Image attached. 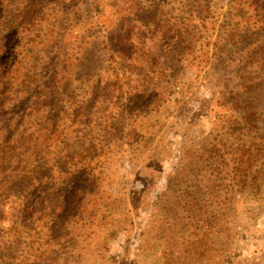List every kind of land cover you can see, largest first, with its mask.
<instances>
[{"label":"rangeland","instance_id":"rangeland-1","mask_svg":"<svg viewBox=\"0 0 264 264\" xmlns=\"http://www.w3.org/2000/svg\"><path fill=\"white\" fill-rule=\"evenodd\" d=\"M48 1L0 14V38L17 19L0 75L20 78L0 105V264H264V91L253 127L214 121L264 82L259 11L201 0L185 35L186 0ZM223 144L252 145L245 186Z\"/></svg>","mask_w":264,"mask_h":264},{"label":"trees","instance_id":"trees-1","mask_svg":"<svg viewBox=\"0 0 264 264\" xmlns=\"http://www.w3.org/2000/svg\"><path fill=\"white\" fill-rule=\"evenodd\" d=\"M46 1L47 0H26V5H25V7H23V9L19 15V17L21 19L22 18H25V19L21 20L18 24L24 25L27 20H30V17H34L37 13H40V11L42 10L41 6H43ZM7 2H9V0H0V14L2 13V9L7 7V5H6ZM48 2L50 4L52 1L50 0ZM186 2L188 5V8H184L183 9L184 11L181 13L183 15V18H185L182 21L183 24H184V22H187V24L181 26V30H184L183 34H185V35L191 33V30L188 27V25L190 23H192L193 19H194L193 18V11H194V13L196 12L195 10H193L194 8H196L194 6H198V4L201 2V0H186ZM235 2H236V4H238V6L248 5V6L254 7L256 10L259 11L256 14V16L259 18L258 19L260 22L259 23V26H260L259 30L261 31V33H260L259 38L257 39V41H258V43H257L258 45H256L257 47L255 46L254 49L251 51V59H253L254 57H259L260 52L262 50H263L262 52L264 53V28L262 27L264 25V0H235ZM37 9H38V11H37ZM241 16L239 18H241ZM2 18L3 17H1V15H0V19H2ZM16 20L17 19L9 22L12 24H10L11 25L10 27L9 26L6 27V30H8V32L6 34L4 33L5 31H2V35H1L2 37L0 38V50H3V51L5 50V54L9 53L11 50H14L15 45L14 44L12 45L13 41H11V40L13 39L12 38L13 34L11 32L17 26ZM0 22H2V20H0ZM177 24H178L177 21L174 20L171 23V29L168 30V32H169L168 35L169 36L172 35L173 42L178 40V35L174 31L175 30L174 28H176ZM179 24H181V23H179ZM167 29H168V27H167ZM123 35L124 34H120V36L118 35V37H121ZM221 36H223V37L222 38L219 37V41H223V40L227 39L226 34H221ZM48 37H50V36L48 34H45L40 41L42 44L41 48L44 49V51L47 49L46 46L50 42ZM119 39L116 36L112 38V40L114 42L117 41V44L119 42L120 45L123 46L122 41ZM120 45H117V47L118 46L121 47ZM28 51L32 52L31 49H29ZM0 52H2V51H0ZM1 54L2 53H0V55ZM54 62L55 61H53V63H51V64L52 65L55 64ZM253 63H257V62L251 61L250 65ZM18 64L19 63L11 64V66H13V69L14 68L18 69L19 68ZM250 65H249V67H250ZM262 66H264V63H262ZM16 72H19V71H16ZM53 73H55V71ZM16 75H18V73L12 74V70H10V69L7 70L5 73L0 75V77H2L5 80V82L8 84L7 90H4V91L1 90L0 91V105H1V103L7 102L8 95H6V94H7V92H10V86L13 84V82L15 80L20 79V78L16 77ZM51 77L52 76H50L49 81H52ZM27 78L30 79L31 77H27ZM259 90L264 91V82L259 78H255V79L249 78L246 81H243L241 83L240 92H238L234 97H232V100H235L236 102H238V103H236L237 107L233 108L231 112L227 111L223 115H222V113H217V112L215 113L214 121H215V129L217 130V133L221 134V131L225 128L226 123H227L226 131H228L229 129L234 127V125H238L239 121H242L246 124H249L251 127H253L252 124H255L259 119L257 117L256 112L252 111L249 101H247V99H248L247 94L251 93V92H258ZM238 95H243L245 97L244 100L238 101V97H237ZM16 96H18V95H16ZM16 96H15L14 101H16L17 105H20L21 102L18 99L20 97L17 98ZM244 101H246V102L244 103ZM40 102H42V101H40ZM0 116H1V113H0ZM43 118L45 120H49L50 113L45 112L43 115ZM261 126L264 129V123H262ZM31 129L29 128V131ZM36 130L38 132H40L43 130V127L40 125H35V129L33 128L32 133L33 134L36 133ZM263 132H264V130H263ZM256 134L258 135V131L256 132ZM4 136H6V135H4ZM31 137H32V135L27 136V138L29 140ZM217 137L218 136H215V138H217ZM1 144L2 143L0 142V145ZM30 144H31V140H30ZM1 147L4 148L3 145H1ZM223 147H225V149H227V150H228V148H230L229 151L233 152V155L231 156V160L233 161L232 170L234 173L231 177V180L236 184V186H239L240 184L245 186L246 182L243 180L244 178H246L245 174H248L252 170V167L255 164L254 162H257V159L252 157V149H251L252 145L251 144H249L248 146L237 145V147L234 149L231 144L229 146L223 144ZM262 148L263 149H259V150H262L264 152V145L262 146ZM10 150L11 149L8 147L5 148L4 150L1 149L0 150V154H1L0 160L7 159L6 156L9 155ZM256 150H258V149H256ZM215 152H219L218 149H216ZM237 152L239 153L238 156H237ZM214 155H217V154H214ZM257 156L260 157V155H257ZM219 158H225V157H223L222 154H219V155H217V159H219ZM236 158H238V159H236ZM225 160L226 159H223V162ZM224 167L228 168V165L223 164L222 168H224ZM247 178H249V177H247Z\"/></svg>","mask_w":264,"mask_h":264}]
</instances>
